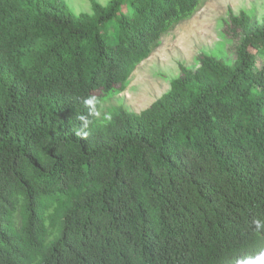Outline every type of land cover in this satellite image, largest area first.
I'll return each instance as SVG.
<instances>
[{
	"label": "trees",
	"instance_id": "obj_1",
	"mask_svg": "<svg viewBox=\"0 0 264 264\" xmlns=\"http://www.w3.org/2000/svg\"><path fill=\"white\" fill-rule=\"evenodd\" d=\"M202 2L76 14L0 0V264H237L264 250V25L242 12L225 21L235 58L181 64L141 112L105 107Z\"/></svg>",
	"mask_w": 264,
	"mask_h": 264
},
{
	"label": "rangeland",
	"instance_id": "obj_2",
	"mask_svg": "<svg viewBox=\"0 0 264 264\" xmlns=\"http://www.w3.org/2000/svg\"><path fill=\"white\" fill-rule=\"evenodd\" d=\"M97 1L107 5L111 0ZM65 2L76 14L93 12L92 0ZM242 12L249 15L253 25H264V0H203L192 17L163 35L152 54L133 72L127 88L106 100L105 107L123 104L141 112L170 89L172 79L180 74L181 64L196 69L202 52L235 58L238 37L228 31L225 21Z\"/></svg>",
	"mask_w": 264,
	"mask_h": 264
},
{
	"label": "clouds",
	"instance_id": "obj_3",
	"mask_svg": "<svg viewBox=\"0 0 264 264\" xmlns=\"http://www.w3.org/2000/svg\"><path fill=\"white\" fill-rule=\"evenodd\" d=\"M86 104H93V100L89 99L86 101ZM81 120H86L84 116L80 117ZM257 228L264 227V224H262L261 221L257 220L255 221ZM237 264H264V250H261L258 254H256L254 257H249L245 260L238 261Z\"/></svg>",
	"mask_w": 264,
	"mask_h": 264
}]
</instances>
